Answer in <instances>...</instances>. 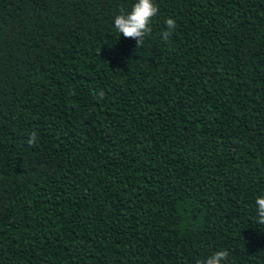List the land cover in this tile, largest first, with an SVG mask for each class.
I'll return each instance as SVG.
<instances>
[{
    "label": "trees",
    "instance_id": "16d2710c",
    "mask_svg": "<svg viewBox=\"0 0 264 264\" xmlns=\"http://www.w3.org/2000/svg\"><path fill=\"white\" fill-rule=\"evenodd\" d=\"M136 2L0 0V264H264V0Z\"/></svg>",
    "mask_w": 264,
    "mask_h": 264
},
{
    "label": "clouds",
    "instance_id": "9594fccd",
    "mask_svg": "<svg viewBox=\"0 0 264 264\" xmlns=\"http://www.w3.org/2000/svg\"><path fill=\"white\" fill-rule=\"evenodd\" d=\"M158 11L159 7L153 0H138L130 13H124L122 10L121 14L115 17V28L124 38L136 40L138 48L143 45L145 36L151 33L152 18ZM165 23L168 30L163 33V39L167 40L176 28V21L168 18ZM36 140V134L32 133L28 143L35 145ZM256 204L258 205L259 223L264 224V196L258 197ZM228 255L227 250L217 251L206 260L199 261L198 264H227Z\"/></svg>",
    "mask_w": 264,
    "mask_h": 264
}]
</instances>
